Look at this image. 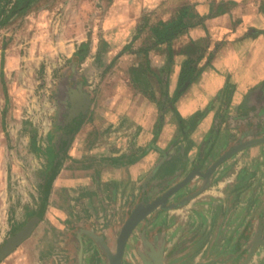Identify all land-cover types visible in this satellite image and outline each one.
I'll return each mask as SVG.
<instances>
[{
    "label": "rangeland",
    "instance_id": "1",
    "mask_svg": "<svg viewBox=\"0 0 264 264\" xmlns=\"http://www.w3.org/2000/svg\"><path fill=\"white\" fill-rule=\"evenodd\" d=\"M16 1L0 0V73L3 62L8 91L7 97L0 77L2 245L39 211L46 174L53 169L51 161L61 159L63 165L54 177L43 219L0 264H109L105 249L86 231L103 237L114 252L135 206L161 196L198 165L199 161L188 157L197 145L186 149L190 146L186 138L199 129L206 115L214 113L203 127L209 145L219 135L222 122L228 130L250 128L246 134L239 131L233 145L264 137V115L249 116L241 106H231L234 72L221 55L229 43L263 35L264 29L239 19L229 25L233 29L225 27L214 12L219 0H203L208 5L203 15L197 11L200 0H38L5 20ZM219 4L221 9L233 5ZM186 5L203 22L209 18L208 24L189 28L170 45L156 44L152 28L176 17ZM239 22L245 29L235 34L234 24ZM88 40L85 59L75 61L74 53ZM201 54L203 72L190 86L206 85L211 92L223 80V91L206 108L180 122L170 109L183 96L172 103L179 74L189 56ZM232 55L235 61L241 59L240 52ZM263 60L264 44H260L248 58V66L261 69ZM86 94L90 105L84 121L73 139L63 144L65 116L69 113L70 118L84 108ZM190 107L189 101L181 112L188 114ZM159 123L162 135L172 139L156 158L159 171L140 174L134 170L126 177L124 191L113 194L110 188L118 178L107 175V153L123 150L130 158L145 156L152 150ZM215 145L206 147L211 164L232 146L215 158ZM196 187L186 185L169 203H179Z\"/></svg>",
    "mask_w": 264,
    "mask_h": 264
},
{
    "label": "crops",
    "instance_id": "2",
    "mask_svg": "<svg viewBox=\"0 0 264 264\" xmlns=\"http://www.w3.org/2000/svg\"><path fill=\"white\" fill-rule=\"evenodd\" d=\"M200 1L197 11L203 15L207 12L208 5L203 0ZM222 1L232 2L233 5L229 9L222 8L219 12V3ZM219 3L214 12H218L216 20H223L225 27L233 29L229 25L239 19L243 24L247 21L256 29H264V0H219ZM208 19L203 23L208 24ZM235 24V34H241L245 29L243 24ZM244 42L245 46L242 45ZM242 43H229L221 52L225 66L231 65L234 68L232 78L235 90L231 106H241L242 110L249 112V116L264 115V66H260L261 69L248 66V58L260 44H264V34L249 36ZM238 52L241 59L235 61L232 53ZM239 61H242V64ZM215 76L224 77L220 74ZM223 84L222 80L211 92L205 89L206 85L190 86L174 105L175 109H170L182 122L206 108L215 96L223 91ZM189 101L190 113L184 115V112H181L182 107ZM212 114L206 115L200 122L199 129L186 138L190 144L186 149L193 150L197 145L195 153L193 154V150L188 156L189 160L199 161L194 169L200 167L202 171H206L211 165L208 152L210 148L206 147L216 143V158L223 149L229 145H232L230 148L234 146L239 131L244 134L251 132L248 126L241 129L233 126L228 130L226 123L222 122L223 127L219 135L209 145L210 140L203 127L208 124L210 118L213 119L214 113ZM155 135L156 133L150 145L151 152L145 156L137 154L131 157L134 159L132 162L129 160L130 155L125 154L123 150L107 153V175H117L118 178L113 179L115 183L110 188L114 191L113 194H121L124 191L129 181L126 177L134 170L140 174H156L159 171L161 164L156 162V158L164 152V148H169L172 139H167L166 134L162 135V132ZM166 156L164 153L163 157ZM192 164L193 162L190 166ZM167 172L175 173L176 170ZM122 179L124 183L121 185ZM188 185L191 188L197 186L198 190L202 187L204 189L184 204L162 212L156 211L139 224L126 244L123 264H264V142L250 145L227 159L210 179H193ZM259 236L263 242L259 241L253 256L245 263Z\"/></svg>",
    "mask_w": 264,
    "mask_h": 264
},
{
    "label": "water",
    "instance_id": "3",
    "mask_svg": "<svg viewBox=\"0 0 264 264\" xmlns=\"http://www.w3.org/2000/svg\"><path fill=\"white\" fill-rule=\"evenodd\" d=\"M84 108L82 107L81 111L83 113L87 112V109L90 105V100L88 95H84ZM78 112V111H75ZM76 114V113H75ZM74 115V114H73ZM75 133H73L74 135ZM71 136V138L73 137ZM258 142H264V137L252 139L249 141L241 142L237 145H234L230 149H228L223 155H221L217 160H215L206 171H202L200 167L193 169L190 171L186 177H184L181 181L170 187L167 191H165L161 196L156 197L152 201H145L142 203H138L135 208L132 210L130 216L127 218L126 222L124 223L118 237H117V245L116 250L113 252L109 245L106 243L103 237L95 234L92 231H86L89 235H91L99 244L105 249L107 253V257L109 260V264H123V257L125 253L126 244L135 230V228L139 225V223L145 220L149 215L153 212L158 210L159 208L167 210L172 207H177L179 205L184 204L189 199L197 196L200 192L204 189L202 187L195 193L188 195L181 199L179 203H169L170 198L179 192L180 189L188 185L195 177L200 176L205 179H210L212 174L218 169V167L223 164L227 159L234 156L236 153L240 152L241 150L245 149L246 147L253 145ZM54 177L49 179L45 186V196L43 198L41 207L39 211L31 217L28 222L22 227L17 233H15L7 242H5L2 247L0 248V259L5 258L9 254H11L15 249H17L25 240H27L34 230L36 229L39 222L43 219V216L46 211L47 203L49 200L50 191L52 188ZM259 241H262L260 236L256 239L255 244L252 247L251 253L248 255L246 262L247 263L253 253L255 251V247H257ZM263 242V241H262Z\"/></svg>",
    "mask_w": 264,
    "mask_h": 264
},
{
    "label": "trees",
    "instance_id": "4",
    "mask_svg": "<svg viewBox=\"0 0 264 264\" xmlns=\"http://www.w3.org/2000/svg\"><path fill=\"white\" fill-rule=\"evenodd\" d=\"M36 1L38 0H17L5 20L10 18L11 15L19 11L27 9L31 4H33ZM219 12H221L220 7H219ZM201 24H203V17L197 12L193 11L189 5L183 6L182 8H180L176 17L168 21H161L159 22L158 25L152 28V31L155 37V43L170 45V43L177 36L185 32L189 28H192V27H195ZM89 45H90V40L84 41L80 44V46L78 47V50L74 53L75 61L82 62L85 59L87 51L89 49ZM202 58H203V54L197 55L195 58L189 56L184 61L180 74H179V80H178L177 88L175 91V95L172 98L173 104L187 90L188 86H190L193 82L198 80L199 77L201 76L204 67L199 66V62L202 60ZM0 77L4 85V89L6 91V96L8 97L7 86H6V82L4 78L3 62H2V69H1ZM172 108L174 109V107ZM76 114H77L76 116H74L75 114L73 116H70V119H73V121L75 120L77 121L74 125L71 124L72 129L75 132L80 129L84 121V118H85V114L82 112L81 113L77 112ZM160 128H161V123H159V125L157 126V131H156L155 136L159 134L161 130ZM129 160L132 162L134 159L129 158ZM62 165H63V162L61 159H58V160L53 159L51 161V166L53 167V169L46 174L45 182L49 181V179H51L52 177H55L58 171H60V169L62 168ZM34 214L35 212L32 214V216H34ZM1 247H2V244L0 243V248Z\"/></svg>",
    "mask_w": 264,
    "mask_h": 264
},
{
    "label": "flooded vegetation",
    "instance_id": "5",
    "mask_svg": "<svg viewBox=\"0 0 264 264\" xmlns=\"http://www.w3.org/2000/svg\"><path fill=\"white\" fill-rule=\"evenodd\" d=\"M73 105L70 103V106H68V108H72ZM73 109H78V108H73ZM78 112H82L81 110H78ZM83 113V112H82ZM77 114H75L74 116H76ZM78 118V117H77ZM72 121V123H71ZM77 121H73V119L69 118V113H67V115L65 116V122L63 124L62 127V142L63 144H68L70 140L73 139V137L71 138V136L73 135V133H75V131H73L72 129V125H74ZM70 124V125H69ZM72 124V125H71ZM74 136V135H73ZM241 143V142H240ZM33 217V216H32Z\"/></svg>",
    "mask_w": 264,
    "mask_h": 264
}]
</instances>
